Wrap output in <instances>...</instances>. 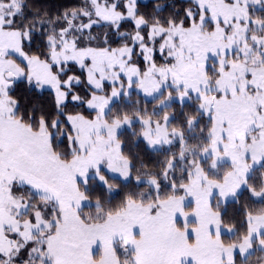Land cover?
Here are the masks:
<instances>
[{
    "label": "snow or ice",
    "instance_id": "obj_1",
    "mask_svg": "<svg viewBox=\"0 0 264 264\" xmlns=\"http://www.w3.org/2000/svg\"><path fill=\"white\" fill-rule=\"evenodd\" d=\"M188 2L182 14L163 18L140 14L137 0H84L50 18L46 51L29 55L24 41L39 13L25 23L27 0H0V264H237V255L252 264L255 251L264 254V207L246 206L245 230L232 242L222 239V229L235 231L225 214L242 190L264 203V15H254L264 13V0ZM125 22L131 32L120 31ZM97 26L107 29L103 36L93 35ZM112 35L124 42L112 47ZM85 74L86 100L74 94ZM20 78L54 93L56 118L21 110L13 94ZM133 88L163 108L192 102L187 127L169 131L173 115L165 111L162 123L152 119L155 109L139 107L109 118L111 103L130 102ZM69 97L86 104L89 116H65ZM135 122L150 147L178 141V157L173 152L160 172L143 173L147 192L128 193L117 206L102 197L92 204L91 181L112 194L107 173L130 177L118 130ZM197 139L202 143L191 142ZM256 172L258 184H250Z\"/></svg>",
    "mask_w": 264,
    "mask_h": 264
},
{
    "label": "trees",
    "instance_id": "obj_2",
    "mask_svg": "<svg viewBox=\"0 0 264 264\" xmlns=\"http://www.w3.org/2000/svg\"><path fill=\"white\" fill-rule=\"evenodd\" d=\"M84 4V0H27V8L25 9L26 15L29 17V20L25 23H30L31 18L39 13L37 18V25L33 30L31 40L24 41L25 51L29 55H39L42 52L46 51V34L51 31V25L47 21L51 18L53 21L58 15H62L65 11L71 12L73 9H77ZM162 8V11L157 12V6ZM189 7L188 0H147L144 2H137V10L140 14L153 17L159 16L163 18H168L174 13H183L184 8ZM262 12L256 11L255 16H260ZM40 20L44 21L43 31H41ZM78 23V21H77ZM59 30V26H57ZM93 35L100 34L103 36V33L107 29L102 27H94ZM121 32L128 33L132 31V24L125 22L120 29ZM111 39L113 41L112 47L120 46L124 41H122L118 36L112 35ZM43 58V57H41ZM158 58L156 57V61ZM133 60H139L141 68L144 67L142 58L133 57ZM77 75L80 74L78 68L75 69ZM73 73H69L71 75ZM84 83L77 86L74 90V94H79L85 100L90 98L91 92L86 85V74L81 77ZM110 89L109 85L105 84V93ZM13 94L20 101V107L22 111H31L33 108L36 109L37 118L41 112L48 114L49 119L56 118V110L54 105V95L51 91L48 90H34L31 89L26 81V79H19L14 82L13 85ZM166 95V92H165ZM68 98L67 106L64 109L65 116L68 114L83 113L85 116H89V110L86 108L85 104L81 105L79 102H73ZM137 101L139 103L137 104ZM111 111L109 112V118H111L117 111L131 112L135 107H139L141 110L146 109L149 114L155 109L159 115L153 116L152 119H161L164 115V112L167 111L170 115L174 116L167 127L168 129L184 128L187 125L184 123V116L187 114L193 113L195 105L192 102H186L181 106L180 103L172 102L171 106L168 108H163L159 106L158 100L153 99H144L135 92L131 93L130 102L129 98L120 97L119 100L114 101L111 105ZM94 116V113H92ZM63 120L64 118L61 117ZM206 123V118L202 119L200 124L196 128V135L199 137V128L203 127ZM63 126V125H62ZM141 125L135 122L129 128L118 133L119 139L122 143V151L125 156H127L132 164L130 170V177L127 181H122L119 178L113 179V176L107 173L106 179L109 180V183L116 185L112 194L107 192V185H104L102 188L97 181L90 182V202L95 204L97 197H102L105 200H111V206H117L122 199L128 193L139 194L141 192H147L148 186L145 183H138V177L140 179H148L147 176L143 175L144 172H160L163 162L171 158V154L175 152L177 157L179 155V143L175 142L172 146L162 147L160 149H151L147 146L144 140L141 138ZM191 137L190 133H186ZM192 143H202V141L193 140ZM64 144H67L66 138L64 139ZM228 170V166L220 169V175H223L224 171ZM179 177V172L176 173ZM260 173H253L252 177L249 180V183L258 184V177ZM161 182V195H164L169 191L167 184L168 181H165L163 177L160 178ZM118 193V195H117ZM152 195H155L153 190ZM212 203L215 205V201ZM249 208H260L264 207V203L259 202L254 198H250V193L247 190H242L239 199L235 202H230L227 205L226 214H225V223L228 225H235V231L233 233H228L226 229L222 232V239L225 242H232L237 240L240 234L245 230L246 226H242L241 222L244 219L245 207ZM89 209L85 208V212ZM264 255L259 251H255L254 254L250 257L252 264H255L257 256ZM237 264H241L239 256L237 255Z\"/></svg>",
    "mask_w": 264,
    "mask_h": 264
},
{
    "label": "rangeland",
    "instance_id": "obj_3",
    "mask_svg": "<svg viewBox=\"0 0 264 264\" xmlns=\"http://www.w3.org/2000/svg\"><path fill=\"white\" fill-rule=\"evenodd\" d=\"M138 1H141V2H144V1H147V0H137V2ZM257 8H259V6H256ZM260 14H262V15H264V13H260ZM261 16V15H260ZM137 52H139V49H137ZM156 57L158 58L157 60V63L159 64V63H161L162 62V58L160 57V55H159V53L157 52L156 54ZM19 60H20V58L19 57H17V61L19 62ZM20 79H23V78H20ZM19 80V79H18ZM105 84L106 85H109L110 86V89L108 90V92H106L107 94H109L110 95V93H111V83L110 82H108V81H106L105 82ZM45 90H48V91H51L50 89H45ZM131 91V93L132 92H135V93H137L138 95H140L142 98H144V99H152L151 97H146L142 92H139L138 90H136L135 88H133L132 90H130ZM52 92V91H51ZM165 92H166V95H167V89H165ZM53 93V92H52ZM103 94V93H102ZM53 95H54V93H53ZM175 95V94H174ZM124 98H127V97H124ZM71 100V99H70ZM117 100H119V98H117L115 101H117ZM114 102V101H113ZM112 102V103H113ZM174 102H176V103H180L178 100H176V101H174ZM111 103V104H112ZM85 106H86V104H85ZM87 108V107H86ZM162 123H163V121H161ZM137 123H139V122H137ZM140 124V123H139ZM141 125V124H140ZM130 126H127V125H125V126H123L120 130H118V133L119 132H121V131H123V130H125V129H127V128H129ZM169 131H171L170 129H168ZM141 138L144 140V142L147 144V146L149 147V148H151V149H160V148H162V147H168V145H164V146H160V145H157V146H155V147H150L149 145H148V142L143 138V136L141 135ZM176 142H178V141H176ZM175 143V142H174ZM189 159H191V157H189ZM109 175H111V176H113V177H116V178H119V179H121L122 181H127L128 179H125L124 177H121L118 173H108ZM139 181H147V179H140V180H137V182L138 183H140ZM146 184V183H145ZM215 201V200H214ZM215 203H216V201H215ZM195 205H194V203L191 201V198H188L187 200H186V210L187 211H191V209H192V207H194ZM180 223L182 224L183 223V218H181V220H180ZM224 231V229H222V232Z\"/></svg>",
    "mask_w": 264,
    "mask_h": 264
}]
</instances>
